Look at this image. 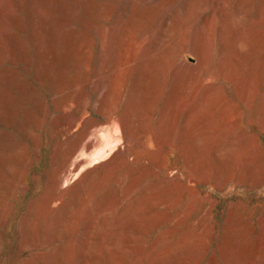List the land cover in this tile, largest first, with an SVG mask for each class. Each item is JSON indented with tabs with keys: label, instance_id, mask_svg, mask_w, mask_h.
<instances>
[{
	"label": "rangeland",
	"instance_id": "1",
	"mask_svg": "<svg viewBox=\"0 0 264 264\" xmlns=\"http://www.w3.org/2000/svg\"><path fill=\"white\" fill-rule=\"evenodd\" d=\"M136 1L119 56L96 34L98 4L0 0V264H264V4L257 20L245 10L263 0H224L222 13L217 0ZM128 4L107 0L105 26H116ZM211 11L203 37L213 54L196 82L186 66L174 72L175 47L186 44L179 58L195 65L188 47L202 39L191 27ZM226 12V33L217 36ZM238 39L229 52L238 59L226 68L224 45ZM192 88L201 89L195 98ZM205 92H214L209 115ZM72 116L80 123L65 141L57 128ZM114 118L142 145L123 139ZM90 126L98 141L90 146L105 150L77 149L68 169L74 159L86 164L56 185L70 145ZM127 147L137 152L125 158ZM115 157L128 163L108 165Z\"/></svg>",
	"mask_w": 264,
	"mask_h": 264
},
{
	"label": "bare ground",
	"instance_id": "2",
	"mask_svg": "<svg viewBox=\"0 0 264 264\" xmlns=\"http://www.w3.org/2000/svg\"><path fill=\"white\" fill-rule=\"evenodd\" d=\"M85 1V3H88L89 5H91V3L92 4H95V5H97L98 4V8L96 7V11H95V13H96V18H98V19H100L101 20V24H99L100 26H95V28H97L98 29V31H97V33L96 34H98L99 35V37H103V39H105V41H103V43L104 44H106L105 42H106V38H108V41H109V43H110V45L108 44V46H112L111 45V42H113L114 43V46H115V49H116V53L117 54H119V56H120V53L121 52H123L124 51V49H126V47H125V44H126V42L127 41H129L130 40V37H131V35H133V33L131 32V21H130V19L132 18V16H133V13H134V10L138 7V6H140L138 3H137V1L136 0H129V4H128V6L126 7V9L122 12V13H120L119 14V21L117 22L116 21V26L114 25L113 26V28L112 27H106L105 25H106V23H105V21H104V19H103V12L105 11V6H106V1L107 0H84ZM162 0H160L159 2H161ZM217 2H218V8H219V12L220 13H222V12H225V10H223V2H224V0H217ZM225 4V3H224ZM264 4V0L262 1V4H260V6L258 7V8H256L254 11H252V10H248V9H245L246 11H248V16H251L254 20H257V19H259L260 18V10H261V6ZM87 6V5H86ZM245 8V7H244ZM89 11H91V8H89ZM120 11H121V9H120ZM119 11V12H120ZM118 12V13H119ZM224 14V13H223ZM222 15V14H221ZM93 17H94V15H93ZM104 17H105V15H104ZM213 18H214V11H211V12H209V13H207L206 15H204L203 16V18L201 19V21H200V23L199 24H196V25H193V27H191V29H192V31L194 30V33H195V35L198 37L197 39H199L200 37V39H202V41L200 40V42L198 41V42H195V44L193 45V46H190V47H188V51H189V53L190 54H192V56H194L195 57V59L197 60V63L195 64V65H189V64H187V63H185V61L183 60V58H179V56H180V53L182 52V51H184L185 50V46H186V44H183V43H180V44H178L175 48V52H174V65H172V67L174 68V72L177 70V66L179 65H182V67L184 66H186V68H184L183 70V75L184 74H186L185 76H188L187 77V79H194V81H196V82H199V81H201V73H202V71L203 70H206L207 68H209L210 67V59H211V55L213 54V48H212V39H210V38H204L203 37V33H204V29L209 25H211V23H212V21H213ZM230 18H229V14H228V12H226L225 13V15L224 16H222V19H221V21H220V23L216 26V35L217 36H221L222 35V33H226V26H227V21L229 20ZM79 20V19H78ZM92 28H93V26H91ZM214 27V26H213ZM212 27V28H213ZM51 29V28H50ZM87 29H89V28H87ZM91 29V28H90ZM206 29H208V28H206ZM210 30V29H209ZM212 30V29H211ZM83 32V31H82ZM84 33V32H83ZM87 34L89 33L88 31L86 32ZM185 36V35H184ZM101 37V38H102ZM226 37H228V35L226 36ZM170 39H171V37H170V34H169V36L167 35V37H164L162 40H161V42H159V43H156V44H154V46H153V48L151 49V52H152V54H153V56L155 55V56H157V55H160V53L162 52V50L165 48V47H167V46H169V43H170ZM180 40H182V39H180ZM92 41V40H91ZM138 41H140L139 39H138ZM197 41V40H196ZM141 42V41H140ZM215 42V41H214ZM219 42H221V41H219ZM239 42H240V40L238 39L235 43L233 42H228L227 44H225L224 45V50H223V52L221 53L224 57H223V63H222V66H225L226 68L227 67H229L230 66V64H229V58H230V60H233V62L235 61V60H237L238 58L236 57V56H233L232 55V53H229L231 50H239L240 49V44H239ZM83 43V42H82ZM211 43V44H210ZM139 44V43H138ZM137 44V45H138ZM176 44V43H175ZM80 46V45H79ZM107 46V47H108ZM113 47V46H112ZM82 48V47H81ZM142 48V47H141ZM144 48V47H143ZM106 49V48H105ZM108 49H112V48H107V50ZM148 50V49H147ZM110 52H111V50H110ZM147 53V52H146ZM83 54V53H82ZM151 54V55H152ZM85 55V54H84ZM109 55V54H108ZM122 55V54H121ZM140 55V54H139ZM221 55V56H222ZM153 56L151 57L152 59H153ZM240 56H241V54H240ZM239 56V57H240ZM145 57V56H144ZM158 57V56H157ZM118 58V57H117ZM151 58H149V60L151 59ZM116 59V58H115ZM145 59V58H144ZM175 60L177 61V64H176V62H175ZM242 60V59H241ZM111 60L109 59V62H110ZM117 61V60H116ZM140 61H142V60H140ZM220 61V60H219ZM114 62V61H113ZM238 62V61H237ZM243 65V64H242ZM241 65V66H242ZM154 66H156V65H154ZM43 67V66H42ZM116 67H118V66H116L115 65V63H114V67H112V71H113V69H115ZM148 67V65H145V66H143V72H145V71H147L148 69H146ZM120 68V67H119ZM239 68V67H238ZM117 69V68H116ZM179 69H181V66H180V68ZM244 69V68H243ZM119 71V70H118ZM167 71V70H166ZM124 72V71H123ZM122 72V73H123ZM142 72V73H143ZM163 72V71H162ZM237 72V71H236ZM239 72V71H238ZM112 73V72H111ZM180 73H181V71H180ZM179 73V74H180ZM224 73H226L227 75H229L230 74V72L228 71V69L227 70H225V72ZM233 72H231V74H232ZM113 74V73H112ZM114 74H115V72H114ZM120 74V73H119ZM237 74V73H236ZM51 75V74H50ZM55 75H56V73H55ZM58 75H59V73H58ZM57 75V76H58ZM110 75V74H109ZM130 75V74H129ZM242 75H244V74H242ZM57 76H55V77H57ZM114 76V75H113ZM112 75L110 76L111 78H110V80L112 79V77H113ZM178 76V75H177ZM182 76V75H181ZM189 76H191V77H189ZM233 76V75H232ZM232 76H228V79H229V77H232ZM236 76V75H235ZM180 77V75L178 76V78ZM213 77L215 78L216 76H214L213 75V72H211L210 73V76H209V81L210 80H212L213 79ZM96 78V77H95ZM113 78H115V77H113ZM121 78V77H120ZM123 78V77H122ZM185 78V77H184ZM108 79H109V77H108ZM107 79V80H108ZM176 79H177V77H176ZM175 79V80H176ZM241 79V78H240ZM239 79V80H240ZM117 80V79H116ZM178 80H180V79H178ZM182 80V79H181ZM95 81V80H94ZM93 81V82H94ZM98 81V80H97ZM177 81V80H176ZM191 81V80H190ZM241 81V80H240ZM108 82H110L109 80H108ZM107 82V83H108ZM114 82L115 81H113V83L112 84H114ZM179 82L180 81H178L177 83H175V84H177L178 86L181 84H179ZM183 82V81H182ZM188 82V81H187ZM238 82V81H237ZM248 82V81H247ZM96 83V82H95ZM231 84H232V81L230 82ZM241 83V82H240ZM111 84V85H112ZM116 84V83H115ZM183 84V83H182ZM185 84V83H184ZM213 84V83H212ZM234 84V83H233ZM86 85V84H85ZM94 85V84H93ZM190 85V84H189ZM209 85H211V84H209ZM234 85H236V81H235V84ZM98 86V85H97ZM178 86H175L176 88L178 87ZM186 86H188V85H185V87ZM180 87V86H179ZM178 87V88H179ZM219 87H221V86H219ZM176 89V90H179V89H181V87L179 88V89ZM246 88V87H245ZM112 89V88H111ZM220 89H222V87L220 88ZM200 88H192L191 89V96H189L190 98L192 97V98H195L197 95H199L198 93L200 92ZM213 91H215L214 90V88L212 89ZM107 91H108V89H107ZM174 91H175V89H174ZM207 91V90H206ZM209 91V90H208ZM211 91V90H210ZM217 91V90H216ZM221 91H223V90H221ZM240 91V90H239ZM218 92V91H217ZM209 93V94H208ZM208 93H206L205 92V94L206 95H203V102H204V113H207L208 115H209V111L210 110H212L213 108H216L215 107V99H214V95H213V93L212 92H208ZM106 94V93H105ZM105 94H104V96H105ZM108 94V93H107ZM181 94H182V92H181ZM184 94V93H183ZM109 95V94H108ZM176 95V94H175ZM174 95V96H175ZM223 95V94H222ZM245 95H247V94H245ZM172 96V95H171ZM170 96V98L172 99V97ZM221 96V95H220ZM175 100L174 101H176V98L175 97H173ZM221 98H222V96H221ZM104 99V98H103ZM103 99H101V101H98V102H102L103 101ZM114 99V98H113ZM170 99V100H171ZM213 99H214V101H213ZM225 99V98H224ZM191 100V99H190ZM195 100V99H194ZM171 101H173V99L171 100ZM173 101V102H174ZM187 101V100H186ZM189 101V100H188ZM187 101V102H188ZM172 102V103H173ZM191 102V101H190ZM189 102V103H190ZM85 103V102H84ZM185 103V102H184ZM201 103V102H200ZM206 103V104H205ZM219 103V102H218ZM221 103V102H220ZM202 104V103H201ZM221 104H223V103H221ZM226 104V103H225ZM174 105H175V103H174ZM208 105H210L211 107H209ZM108 107V106H107ZM84 108H85V106H84ZM96 108H98V107H96ZM175 108H177L176 106H175ZM198 108V107H197ZM196 108V109H197ZM194 109H195V107H194ZM195 109V110H196ZM200 109V108H199ZM83 110H86V109H83ZM104 110V109H103ZM203 110V109H202ZM219 110H221V109H219ZM81 111V110H80ZM96 111V110H95ZM98 111V110H97ZM109 111V110H108ZM107 110H106V112H108ZM222 111V110H221ZM99 112V111H98ZM105 112V111H104ZM190 113V112H189ZM195 113H196V111H193V112H191L190 114H188L190 117H193L194 115H195ZM227 113V112H226ZM108 117H109V114L107 115ZM112 116V115H111ZM115 116V115H114ZM83 117V116H82ZM120 116H118V119H121V118H119ZM68 118V117H67ZM66 118V119H67ZM112 118H113V116H112ZM117 118V117H116ZM84 120V119H83ZM124 120V119H123ZM123 120H117V119H113L112 121L111 120H109L110 122V125H112V124H114V126L116 125L115 123H117V125L119 124V126L121 127V129L123 130V139H126V140H128V139H130L129 138V132H128V130L129 129H131V128H127V124L125 123V120L123 121ZM82 121V120H81ZM127 122H128V120H126ZM90 122V121H89ZM93 122V121H92ZM58 122H56V124H57ZM80 123V121H79V119L77 118V117H74V116H72V118H70V119H68V120H65L64 122H62V123H60V126L57 128L58 130H57V134L59 135V136H62V138L66 141L69 137H68V135H69V133L71 132V129L74 127V126H77L78 124ZM108 123V124H109ZM128 124H129V122H128ZM86 125V124H85ZM90 125V124H89ZM58 126V125H57ZM98 126V125H97ZM108 126V125H107ZM113 126V125H112ZM81 127V126H80ZM119 127V128H120ZM128 127H131L130 125L128 126ZM78 129V128H77ZM96 128H95V126L93 127V126H90V127H88L86 130H83V131H85V132H83V134L79 137V135L77 136L78 137V139L72 144V145H70L71 147H70V149L68 150V152H67V159H64V161H63V163H62V165L59 167V171H58V173L56 174V176H54L55 178V181H56V185H57V183L59 184L60 183V181H61V179L63 178V176L67 173V171L69 170L68 169V166H67V162H68V159L70 158V156H72L73 154H74V152L77 150V149H80V151L81 150H83L84 151V153H85V151H89L90 149H92V147H94L97 143H98V141H95L94 139V141H95V145L94 146H90V144L92 143L93 144V140L91 141L90 139L93 137V135H95V132H96V130H95ZM101 129V128H100ZM114 129H115V127H114ZM116 129H117V126H116ZM134 129V128H133ZM120 130V129H119ZM107 131V130H106ZM164 131V130H163ZM162 131V132H163ZM100 132V131H99ZM120 132V131H119ZM82 133V132H81ZM80 133V134H81ZM98 133V132H97ZM132 133V132H131ZM136 133V132H135ZM148 133H150V132H148ZM98 134H100V133H98ZM114 134V133H113ZM113 134H107L108 136L107 137H110V140H109V142H112V138H111V135H113ZM147 134V130H144L143 131V134H140V135H138V137H140V140L142 139V138H144V136ZM163 135V134H162ZM165 135V134H164ZM98 136H100V135H98ZM137 136V134L135 135V137ZM151 136H153L154 137V135L151 133ZM157 136V135H156ZM76 137V138H77ZM102 137V136H101ZM104 137V136H103ZM106 137V136H105ZM104 137V138H105ZM116 137H117V135H116ZM130 137H132V136H130ZM134 137V138H135ZM162 137V136H161ZM71 138V137H70ZM94 138V137H93ZM132 139V140H136L135 142L137 143L138 141H137V139ZM137 138V137H136ZM156 138V137H155ZM159 138V137H158ZM163 138V137H162ZM97 139V138H96ZM102 139V138H101ZM116 139H119V137L118 138H116ZM164 139V138H163ZM89 140L91 141L90 143H89ZM107 139L105 140L106 142L108 141ZM115 140V139H114ZM131 140V139H130ZM131 140V141H132ZM74 141V140H73ZM72 141V142H73ZM117 141V140H116ZM118 141H120V140H118ZM162 141V140H161ZM99 142H101V141H99ZM106 142H105V145H106ZM122 142V141H121ZM133 142V145H134V141H132ZM141 142L143 143V141L141 140ZM102 143V142H101ZM101 143H99L100 145L99 146H96V147H98V148H95L94 147V153H98V152H96V149H97V151L99 150V147H101V149H103V150H105L104 148H102V144ZM104 143V142H103ZM113 143V142H112ZM127 144L128 143V141H126L125 142V140H124V144ZM135 143V145L137 146V145H139V144H141V143H137L136 144ZM71 144V143H70ZM91 144V145H92ZM117 144H118V142H117ZM117 144H116V147H117ZM119 144H120V142H119ZM98 145V144H97ZM105 145L103 144V147H105ZM110 145V144H109ZM112 145V144H111ZM142 145V144H141ZM108 146V145H107ZM123 146V145H122ZM127 146H128V144H127ZM130 146H131V144H130ZM136 146H134L135 148H136ZM115 147V145L113 144V146H112V150L114 151V148ZM125 147V146H124ZM119 148H123V147H119ZM129 148V149H128ZM131 148H132V150L133 151H135V148L133 149V147H127L126 149H128V150H126V153L125 152H122L121 151V149H120V152H122V153H124V155H122L120 152V154L123 156V157H125L126 158V154H127V152L130 150L131 151ZM100 149V150H101ZM111 149V148H110ZM110 149H109V153H108V155L110 154ZM141 148L139 147V150H140ZM103 150H101V151H103ZM106 150H108V149H106ZM111 150V151H112ZM137 150V149H136ZM138 150V151H139ZM92 151V150H91ZM91 151H90V153H91ZM101 151H99V152H101ZM118 152V151H117ZM116 152V153H117ZM135 152H137V151H135ZM172 152V151H171ZM94 153H92V154H94ZM112 153V152H111ZM116 153H112V154H114V156H116L117 154ZM118 153V154H119ZM131 152H129V154H130ZM101 154V153H100ZM116 154V155H115ZM131 154H133V153H131ZM78 155V154H77ZM76 155V156H77ZM81 155V154H80ZM79 155V156H80ZM134 155H136L137 156V154H135L134 153ZM94 156H96V155H94ZM97 156H98V154H97ZM101 156V155H100ZM104 156V155H103ZM113 156V157H114ZM119 156L120 155H118L117 157L119 158ZM131 156V155H130ZM85 157V156H84ZM90 157V156H89ZM92 157H93V155H92ZM133 157V156H132ZM78 158V157H77ZM76 158V159H77ZM118 158H116L115 157V159L113 158V160H111V162H110V160H109V162H108V160H107V164L108 165H111V164H109V163H112V161H114L113 163H114V165L116 164V162H117V164H120V163H122L123 162V160H122V162H118L119 160H117L116 161V159H118ZM130 158V157H129ZM89 159V158H88ZM94 159V158H93ZM102 159V158H101ZM104 159V158H103ZM109 159H112L111 157L109 158ZM121 159H122V157H121ZM92 160V159H91ZM133 160V159H132ZM131 160V161H132ZM136 162H137V159H136V157H135V159H134ZM72 161H73V158H72ZM88 161H90V160H88ZM87 161V162H88ZM121 161V160H120ZM126 160H124V162H125ZM135 162V163H136ZM84 163L86 164V160L84 159V158H79V159H77L76 161H75V159H74V163H73V168H72V166H71V170H69V174L70 173H74V171H78V169L79 168H81L83 165H84ZM126 163H128L127 161H126ZM132 163V162H131ZM90 164V163H89ZM92 164V163H91ZM105 164V163H104ZM103 164V165H104ZM115 165V166H118V165ZM123 164H125V163H123ZM70 165H72L71 163H70ZM112 166V165H111ZM110 166V167H111ZM70 167V166H69ZM148 167V166H147ZM150 167V166H149ZM113 167H111V169H112ZM70 171H72V172H70ZM90 171V170H89ZM92 171V170H91ZM88 172V171H87ZM85 173V175H87L88 173ZM67 175H68V173H67ZM190 175V174H189ZM105 176H106V174H105ZM105 176H103V177H105ZM194 176V175H193ZM67 177V176H66ZM192 177V176H191ZM78 178V177H77ZM194 179V178H193ZM65 181V180H64ZM55 183V182H54ZM67 183V182H66ZM190 183H192V182H190ZM65 186V185H64ZM188 186V185H187ZM57 187V189L59 188L58 186H56ZM30 261V260H29Z\"/></svg>",
	"mask_w": 264,
	"mask_h": 264
}]
</instances>
